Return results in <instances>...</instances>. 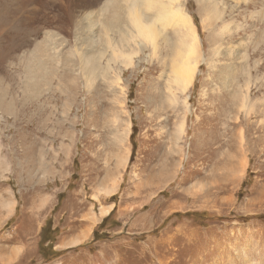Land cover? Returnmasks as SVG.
I'll list each match as a JSON object with an SVG mask.
<instances>
[{"label":"rangeland","instance_id":"rangeland-1","mask_svg":"<svg viewBox=\"0 0 264 264\" xmlns=\"http://www.w3.org/2000/svg\"><path fill=\"white\" fill-rule=\"evenodd\" d=\"M106 1L0 0V264H264V0L173 2L185 92L178 25Z\"/></svg>","mask_w":264,"mask_h":264},{"label":"bare ground","instance_id":"bare-ground-1","mask_svg":"<svg viewBox=\"0 0 264 264\" xmlns=\"http://www.w3.org/2000/svg\"><path fill=\"white\" fill-rule=\"evenodd\" d=\"M138 1H140L143 4L145 3L144 0H138ZM147 1L156 3L155 8L158 12L157 18L153 20V16L148 15L147 17H145L144 23L140 24L138 18L134 17V22L138 26L139 32L145 35L147 41L155 42L156 40L157 31L155 29L156 28L155 23H157L158 18L162 19L163 21L165 20L174 21L182 32V37H181L179 48H178L179 52H176V55L178 56V60L176 61L175 68L173 70V73H174L173 79L175 81L176 88L182 92H185L189 88V86L192 84V81L199 67V64L204 59L201 55L199 56L200 42H199V37L195 32L194 22H192V19L189 17L188 13L183 12V10L179 8L180 7L179 4L173 5V2L175 0H169L168 4L166 5L164 4V6L167 7L165 11H161L163 9V5L159 4L158 0H147ZM103 11L104 13L102 14L107 15L106 18H109L112 21H117L123 15V8L121 4L118 2V0L106 1V3L103 6ZM87 15L88 16L86 20L88 21V24L90 25V27H93L96 21L94 20L95 19V17L93 16L94 14L89 13ZM91 21L92 23L94 21V23L91 24ZM51 38H53L51 35H47L45 37V40H50ZM50 43H48L49 48L46 47L47 45L46 44L43 46H39V48L36 50L37 56L39 57L37 61V65L41 66L40 56L46 55L48 53L47 51L51 49ZM126 54H128V52H126ZM132 54L133 52L128 54L129 57L128 56L126 57L128 64H132L131 63ZM196 54L198 55L196 56ZM107 212H109V209L105 211L106 214Z\"/></svg>","mask_w":264,"mask_h":264}]
</instances>
